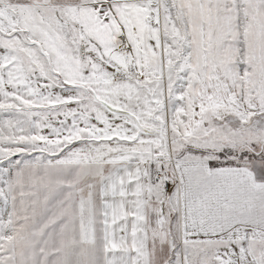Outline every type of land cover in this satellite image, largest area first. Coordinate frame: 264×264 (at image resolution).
<instances>
[{"label":"snow or ice","instance_id":"obj_1","mask_svg":"<svg viewBox=\"0 0 264 264\" xmlns=\"http://www.w3.org/2000/svg\"><path fill=\"white\" fill-rule=\"evenodd\" d=\"M0 264H264V0H0Z\"/></svg>","mask_w":264,"mask_h":264}]
</instances>
